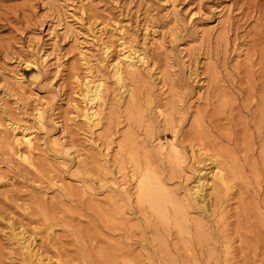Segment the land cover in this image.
<instances>
[{
    "label": "rangeland",
    "instance_id": "rangeland-1",
    "mask_svg": "<svg viewBox=\"0 0 264 264\" xmlns=\"http://www.w3.org/2000/svg\"><path fill=\"white\" fill-rule=\"evenodd\" d=\"M119 41L147 63L133 83L139 122L117 103ZM30 58L40 74L27 80ZM98 76L106 90L95 129L80 115V84ZM22 133L34 137L31 150ZM210 158L229 189L210 194L208 212L186 207L179 224L169 204L161 220L133 202L148 166L185 208L194 166ZM261 218L264 0H0V264L37 261L15 233L49 264H218L225 240V264H264Z\"/></svg>",
    "mask_w": 264,
    "mask_h": 264
},
{
    "label": "bare ground",
    "instance_id": "bare-ground-1",
    "mask_svg": "<svg viewBox=\"0 0 264 264\" xmlns=\"http://www.w3.org/2000/svg\"><path fill=\"white\" fill-rule=\"evenodd\" d=\"M95 33H97V32H95ZM100 34H99V37L101 36ZM97 37H98V35H97ZM119 47H120L119 48V52H120L119 54L120 55L119 54L118 55L115 54L116 57L112 58V61H111L112 62V73H110L111 76L113 77L114 83L117 85L116 88L119 91V97H118V99L116 98L117 99V103H118L119 107L123 106V109H124V112H125L124 115H127L129 118H132L136 122H139L141 120V115L142 114H141V112L139 110V104L137 102L136 89H135V86H134L133 83L139 80V77H140V66H143L144 64H147V63H145V60H144L145 57L142 55L141 52H139L138 49L133 48L130 45H125L123 42H120ZM104 49H105L106 53H109L110 52V44H109V46H108V44L105 45ZM21 69H22V73H20V75L22 74L21 78L23 77V78H26L27 80L28 79H36L39 76V74H40L38 62L35 60V58L34 59L30 58V59L25 60V62H23V66H22ZM154 74L155 73H153V75ZM155 79H156V77H154V80ZM154 80H152V81H154ZM104 81L105 80L103 79V77L98 76V77H95L92 80L87 78L86 81H83L80 84V86H82V88H83L82 89L83 91H82L81 94H82V100L84 102V105H83V108L81 109V114L80 115H82L81 117H82V119L84 121V124H86L90 128H95V127L98 128V126L100 125V123L102 121L101 118L104 115V112H103V108H104L103 106H104V103H105L104 93H105V90H106V86H105V82ZM75 109H78V108L75 106ZM36 115H37V120L39 122H42V112L38 111L36 113ZM131 133H133V132H131ZM21 136H22V139L24 140L21 143L24 144L28 150L29 149L31 150V148L33 147V139H34V137H32L31 135L26 134V133H22ZM17 139L15 140L17 142V143H15V145L19 144ZM125 141L129 145L133 144V139L130 137V135H129V137H127V135H125ZM129 154L132 157H134V150H133L132 147H131V151L129 152ZM167 155H169V154L167 153ZM195 157H196V155H195ZM21 158H22V160L24 162H26V161L30 162V158H29V156L26 153H24L21 156ZM198 161H199V159H198ZM167 163H170V161H168ZM201 165H202V167L203 166L205 167L207 165H211V166L206 167V169H208V171H205V169L203 170V168L199 167V165L194 166L195 167L194 172L196 173V176L193 179L194 180L193 185H191L190 187L188 186L189 188L185 192V194H186V198H185L186 199V206H185V208L181 207L182 205L180 204V199H178L176 197H173L171 195V193L161 184V182L158 179L157 175L153 172V170H150L151 167L149 169L148 166L144 167L143 164H142V166L144 167V169L140 172V174L138 176L137 184L135 186V191L133 193V198L135 199L133 202L136 201L137 203L141 204L139 206H142V204H144V203L148 204L149 207H147V208H150L152 210V212L156 211L158 216H159V219H161V220H164L166 218V216L168 215L166 207L169 204L171 206V209H172V214L171 215L173 216V219H174V217L178 218V223L179 224L180 223L184 224L183 222H181V219L185 220L184 214L186 216L187 208L200 209V210H203L205 212H208V210H210L209 209V203H208V200H209V198L211 196L210 194L211 193L212 194L213 193H217L219 188H223L224 191H227L229 189V186H228V182L226 181V179L224 177V174H223V171H224L223 167L222 166H217V162H216V160L214 158H210L209 162L202 161ZM138 166H139V164H138ZM133 167H134V165H133ZM212 168H214V169H212ZM135 175H136V173H135ZM160 178H162V177H160ZM206 189H210V192L206 191ZM118 192L122 195V197H123L122 199H125L127 202H129L131 195H129V193L127 192V190H126V188L124 186H121ZM185 194H183V195H185ZM112 201L114 202V200H112ZM137 203L135 204L136 206H137ZM124 204H126V203H124ZM213 204H214V202H213ZM144 207L146 208V205ZM219 207H220V205H219ZM141 208L142 207H140V209ZM211 209H213V207H211ZM151 210H149V212ZM46 214L44 213L45 220L49 218L48 217L49 213H48V215H46ZM187 216H188V214H187ZM195 222L198 223V220H195ZM259 222L260 223H264V220L261 218V220ZM47 224H49V228L52 225L50 223H46V225ZM261 228L262 227H261L260 224H258V226L255 225V226L252 227V229L254 231H256L257 234L261 233ZM182 231H185V230L182 229ZM202 231L203 230H201V229L197 230V228H196L195 236L198 239V241L204 240L205 236L203 235ZM22 234H19V233H15L14 234L15 235L14 237H15L16 245L19 248V250H21V253L22 252H33L34 255H32V256L37 257V261L35 262V264H49V259H45L46 261H44L42 259L43 257H41L42 254L38 255L37 250L34 251L33 247L31 248V246H33V243L28 241ZM155 234H156V232H155ZM184 234H185V232H184ZM33 237L36 240V234H34ZM12 240H13V238H12ZM193 241L196 243L197 240L193 239ZM227 241L228 240L224 241V244H223V247H222V251H221L222 252V256H223V258H222L223 260L220 263L218 262V264H225L227 262V258L229 256H231V254H230L231 253V250H230L231 246L229 245V243ZM183 246H184V244H183ZM220 250H221V248H220ZM153 253H155V252H153ZM157 255H158V253H157ZM161 256L162 255H160L159 257H161ZM168 256L169 255H167V257ZM209 258H211V256ZM170 259L172 261V258H170ZM173 259H175V258L173 257ZM28 260L29 261L27 262V264H32L30 259H28ZM174 264H176V262Z\"/></svg>",
    "mask_w": 264,
    "mask_h": 264
}]
</instances>
